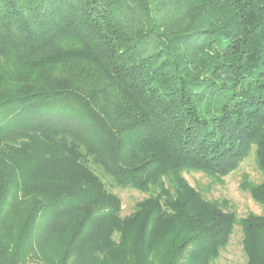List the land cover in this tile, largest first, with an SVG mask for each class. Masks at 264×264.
Instances as JSON below:
<instances>
[{
  "label": "trees",
  "instance_id": "16d2710c",
  "mask_svg": "<svg viewBox=\"0 0 264 264\" xmlns=\"http://www.w3.org/2000/svg\"><path fill=\"white\" fill-rule=\"evenodd\" d=\"M252 151L264 206V0H0V264H211L236 224L264 264L183 176Z\"/></svg>",
  "mask_w": 264,
  "mask_h": 264
},
{
  "label": "rangeland",
  "instance_id": "374dc122",
  "mask_svg": "<svg viewBox=\"0 0 264 264\" xmlns=\"http://www.w3.org/2000/svg\"><path fill=\"white\" fill-rule=\"evenodd\" d=\"M183 176L192 187L200 191L205 199L219 202L226 200L228 202L227 209L234 211L238 219L245 217L248 213L264 216V206L255 203L241 186L245 180L251 183H259L263 179V175L256 165L253 151L240 163L236 170L226 177L216 178L196 171L184 172ZM104 182L107 189L120 199L121 216L129 215L134 210L136 203L147 196L145 193L128 187L122 188L112 185L111 179L105 178ZM245 262L242 232L240 226L236 224L233 227L229 242L220 250L218 257L211 264H245Z\"/></svg>",
  "mask_w": 264,
  "mask_h": 264
}]
</instances>
